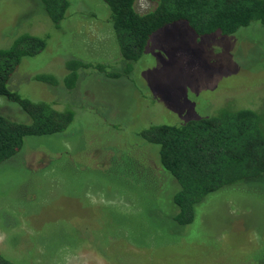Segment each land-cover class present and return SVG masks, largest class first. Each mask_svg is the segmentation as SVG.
Masks as SVG:
<instances>
[{
  "label": "rangeland",
  "instance_id": "374dc122",
  "mask_svg": "<svg viewBox=\"0 0 264 264\" xmlns=\"http://www.w3.org/2000/svg\"><path fill=\"white\" fill-rule=\"evenodd\" d=\"M70 1L60 28L38 0L0 1V48L24 32H50L47 49L22 62L9 90L74 115L65 132L27 137L0 165V252L25 264H112L108 250L168 259L176 246L186 264L199 241L209 253L189 264H241L238 258L264 253V183L210 195L194 223L179 229L169 214L178 185L162 170L158 147L140 137L151 124L233 107L264 111V28L199 37L174 23L153 34L141 60L126 63L107 5ZM152 2L137 0V11H150ZM70 60L88 66L67 89ZM40 75L61 84L35 81ZM0 114L29 122L3 97Z\"/></svg>",
  "mask_w": 264,
  "mask_h": 264
},
{
  "label": "trees",
  "instance_id": "16d2710c",
  "mask_svg": "<svg viewBox=\"0 0 264 264\" xmlns=\"http://www.w3.org/2000/svg\"><path fill=\"white\" fill-rule=\"evenodd\" d=\"M101 1L110 11L109 21L114 32L111 34L126 63L141 60L153 34L174 23L184 22L199 37H227L252 25L264 28V0H151L154 7L144 13L137 11V0ZM38 2L42 15L45 12L56 28H60L73 5L70 0ZM49 33L38 36L24 32L9 47L0 48V97L16 104L29 118V122L23 123L0 114V165L21 150L27 137L59 135L74 121L70 110H58L53 102L45 100L33 101L8 87L25 59L47 49ZM86 65L80 60L66 63L68 74L63 79L64 88L75 87L80 79L78 70L86 69ZM34 80L53 88L61 84L60 77L53 75L36 76ZM263 113L233 107L176 124H151L140 133L147 144L158 147L162 170L178 185L169 210L174 226L180 229L194 223L199 206L206 205L205 200L212 194L239 185L264 183ZM200 246V241L193 244V256L188 260L200 253H209ZM159 255L151 254L146 258L140 254L118 256L109 250L105 252L112 264H181L178 246L168 259ZM249 258L254 264H264L263 252ZM249 258H238L237 262L246 264ZM0 264L25 263L0 252Z\"/></svg>",
  "mask_w": 264,
  "mask_h": 264
}]
</instances>
